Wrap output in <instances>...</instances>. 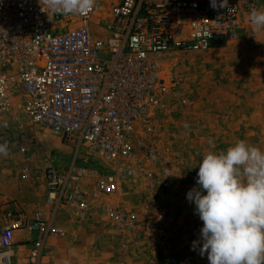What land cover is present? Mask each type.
Here are the masks:
<instances>
[{
	"label": "built area",
	"instance_id": "built-area-1",
	"mask_svg": "<svg viewBox=\"0 0 264 264\" xmlns=\"http://www.w3.org/2000/svg\"><path fill=\"white\" fill-rule=\"evenodd\" d=\"M98 4L87 16H53L42 0H0V120L18 97L14 121L51 130L76 153L66 170L49 156V216L37 211L3 226L0 264H11L18 228L36 234L27 264H44L46 240L64 234L53 225L61 208L81 221L94 201L118 196L124 183L137 181L149 195L135 214L104 201L100 208L121 233L156 235L167 243V210L156 194L173 182L174 156L160 120L175 104L186 103L167 66L179 53L234 40L252 26L251 8L261 10L264 0H228L229 8L219 10L210 0H114L106 19H94ZM80 152L107 165L90 191L82 187Z\"/></svg>",
	"mask_w": 264,
	"mask_h": 264
},
{
	"label": "rangeland",
	"instance_id": "rangeland-1",
	"mask_svg": "<svg viewBox=\"0 0 264 264\" xmlns=\"http://www.w3.org/2000/svg\"><path fill=\"white\" fill-rule=\"evenodd\" d=\"M113 1L99 0L93 18L106 19ZM167 71L180 81L186 97V103L175 104L160 120L174 156L173 182L156 194L167 210L169 241L161 243L156 235L147 238L121 233L105 216L101 201L135 214L149 195L142 182L124 183L120 195L93 202L91 217L85 222L72 221L67 210L60 209L55 223L63 227L65 234L51 235L60 237H53L45 247L44 264H65L70 246L84 263L100 260L99 264H209L206 254L202 257L191 250L203 222L186 194L198 187L197 164L207 151L226 150L237 139L264 149V31L254 33L253 26H245L229 43L202 52L179 53L169 62ZM19 101L17 97L7 116L0 120V143L9 144V155L0 156V205H8L9 215H1L6 210L0 208V226L5 219L12 221L43 208V177L49 156L55 155L54 165L59 170H66L76 156L60 135L28 120L14 121L12 117L19 114ZM5 122L7 127L3 126ZM76 161L86 169L82 183L86 190L92 187L97 174L107 170L99 158L82 152ZM46 212L48 217L49 209ZM71 226H78L74 236L69 234ZM13 261L16 264L17 258Z\"/></svg>",
	"mask_w": 264,
	"mask_h": 264
},
{
	"label": "clouds",
	"instance_id": "clouds-1",
	"mask_svg": "<svg viewBox=\"0 0 264 264\" xmlns=\"http://www.w3.org/2000/svg\"><path fill=\"white\" fill-rule=\"evenodd\" d=\"M42 2L53 16H87L96 4V0ZM209 6L229 8L228 0H210ZM249 20L254 33L264 31V10L253 6ZM8 155V142L0 143V156ZM197 165L198 187L190 189L186 199L195 204L194 213L203 226L191 250L206 254L209 264H264V149L237 139L226 150L207 151Z\"/></svg>",
	"mask_w": 264,
	"mask_h": 264
},
{
	"label": "crops",
	"instance_id": "crops-1",
	"mask_svg": "<svg viewBox=\"0 0 264 264\" xmlns=\"http://www.w3.org/2000/svg\"><path fill=\"white\" fill-rule=\"evenodd\" d=\"M256 96H258V94H256ZM252 99H254V97H252ZM27 168L28 169V166L24 167V169ZM45 175V174H44ZM95 182V181H94ZM43 183L45 185V179L43 177ZM93 186H94V183L92 185V187L88 190H92L93 189ZM46 190V188H45ZM101 199V198H100ZM98 199V201L100 200ZM104 198H102L103 200ZM95 202V201H94ZM3 203V200H0V204ZM7 204L5 206L3 205H0V208L1 210L3 209H7ZM42 208V206H41ZM41 208L35 210L32 214L30 215H20L19 217L20 218H24V217H32L34 216L35 212L37 211H41L43 213L44 216H47V212L46 210L48 209V204L45 203V205L43 204V210H41ZM2 212V211H1ZM1 215H4V216H7L9 215V213L7 212L6 210V214L5 212L4 213H1ZM58 215L60 216V213L58 212V214L54 217L53 219V225L56 226V227H61V226H57L55 222H58L56 221L59 220L58 218ZM90 212L88 213L87 217L85 218V220H81V223L82 221L85 222L87 221L91 216H90ZM18 219V218H17ZM13 221V220H12ZM12 221L10 220H3L1 222V226H0V229L7 225V224H10ZM61 221V220H60ZM69 221H63V223H68ZM80 223V222H79ZM80 223V224H81ZM75 225V224H74ZM80 228L83 227L82 225L79 226ZM63 228V227H61ZM72 230V232H70L69 234L74 236L76 234V230L78 228V226H75V227H70ZM65 234V233H64ZM53 237H60L58 235H55V236H50L48 237V239L46 240L45 242V247H47V245H49V243L52 241V238ZM36 238V234L34 233H31L27 230H25L24 228H18V229H15L14 230V235H13V240H14V243L11 247V250H10V253H11V264H14V259L17 258V261L15 262L16 264H27V259H28V256H29V252H30V249L32 247V241ZM72 248V249H71ZM68 255H66V260H65V264H99L100 263V260H97V261H92V262H87V263H84V260L83 259H79V257L76 256V252H75V249L70 246V249H69V252H68Z\"/></svg>",
	"mask_w": 264,
	"mask_h": 264
}]
</instances>
